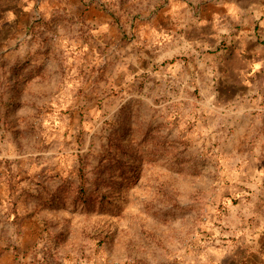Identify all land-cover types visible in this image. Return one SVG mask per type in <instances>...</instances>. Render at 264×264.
Instances as JSON below:
<instances>
[{
    "label": "rangeland",
    "instance_id": "rangeland-1",
    "mask_svg": "<svg viewBox=\"0 0 264 264\" xmlns=\"http://www.w3.org/2000/svg\"><path fill=\"white\" fill-rule=\"evenodd\" d=\"M164 1L0 0V264L212 256L225 127Z\"/></svg>",
    "mask_w": 264,
    "mask_h": 264
},
{
    "label": "crops",
    "instance_id": "crops-1",
    "mask_svg": "<svg viewBox=\"0 0 264 264\" xmlns=\"http://www.w3.org/2000/svg\"><path fill=\"white\" fill-rule=\"evenodd\" d=\"M144 27L186 43L176 56L190 51L213 76L225 202L236 205L207 242L205 264H264V0H165Z\"/></svg>",
    "mask_w": 264,
    "mask_h": 264
}]
</instances>
